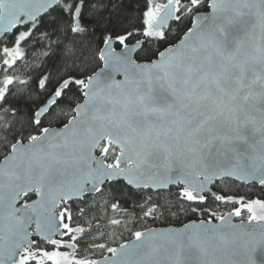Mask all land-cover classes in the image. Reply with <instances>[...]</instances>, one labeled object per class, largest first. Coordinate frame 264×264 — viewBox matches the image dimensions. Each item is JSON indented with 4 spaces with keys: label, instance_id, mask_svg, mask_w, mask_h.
Masks as SVG:
<instances>
[{
    "label": "snow or ice",
    "instance_id": "obj_1",
    "mask_svg": "<svg viewBox=\"0 0 264 264\" xmlns=\"http://www.w3.org/2000/svg\"><path fill=\"white\" fill-rule=\"evenodd\" d=\"M0 154V264H264V0H0Z\"/></svg>",
    "mask_w": 264,
    "mask_h": 264
},
{
    "label": "trees",
    "instance_id": "obj_2",
    "mask_svg": "<svg viewBox=\"0 0 264 264\" xmlns=\"http://www.w3.org/2000/svg\"><path fill=\"white\" fill-rule=\"evenodd\" d=\"M124 2H125L126 8L136 6V0H124ZM0 159H2V154H0ZM230 194H234L237 196H244L246 199H249V198H251V199H256V198L264 199V192H261L259 185H254V184H250V185L239 184V185L232 186L230 189ZM213 210H215L218 213L226 214L228 211L232 210V206L219 204L217 202V204L213 205ZM201 218H205V217H203L199 214L188 215V216L181 214V216L178 219L177 218H170L167 221H157L156 223L147 224L146 227H151V228H161V227H167V226L179 227V226H183L186 223L191 222L192 220L198 221ZM236 219H237V221H240L239 218H236ZM244 219L246 221V214H244ZM213 221H215V220H213ZM128 239H129L128 235L125 234V237H124L122 242H127Z\"/></svg>",
    "mask_w": 264,
    "mask_h": 264
},
{
    "label": "water",
    "instance_id": "obj_3",
    "mask_svg": "<svg viewBox=\"0 0 264 264\" xmlns=\"http://www.w3.org/2000/svg\"><path fill=\"white\" fill-rule=\"evenodd\" d=\"M242 185H250V184H242ZM35 198V197H34ZM214 223H218V221H213ZM233 222L235 223H239L240 221H237L236 218H233ZM246 222V221H245ZM183 226H179V227H175V226H167V227H161V228H156V229H167V228H174V229H180L182 228ZM257 261H258V264H259V261L262 259V257L260 256L259 252L257 253Z\"/></svg>",
    "mask_w": 264,
    "mask_h": 264
}]
</instances>
